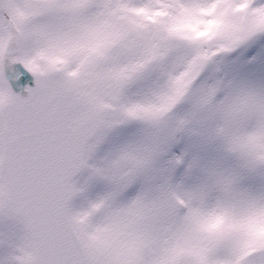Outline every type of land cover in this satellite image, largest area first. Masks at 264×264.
Masks as SVG:
<instances>
[{
  "label": "snow or ice",
  "instance_id": "snow-or-ice-1",
  "mask_svg": "<svg viewBox=\"0 0 264 264\" xmlns=\"http://www.w3.org/2000/svg\"><path fill=\"white\" fill-rule=\"evenodd\" d=\"M0 264H264V0H0Z\"/></svg>",
  "mask_w": 264,
  "mask_h": 264
}]
</instances>
